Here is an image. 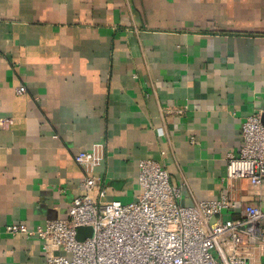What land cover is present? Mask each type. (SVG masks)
Listing matches in <instances>:
<instances>
[{"label":"crops","instance_id":"1","mask_svg":"<svg viewBox=\"0 0 264 264\" xmlns=\"http://www.w3.org/2000/svg\"><path fill=\"white\" fill-rule=\"evenodd\" d=\"M256 110L264 124V0H0V264H46L40 239L7 228L67 216L86 192L74 155L100 154L101 204L135 201L153 158L191 205L227 187ZM231 195L236 212L264 206V181Z\"/></svg>","mask_w":264,"mask_h":264},{"label":"built area","instance_id":"2","mask_svg":"<svg viewBox=\"0 0 264 264\" xmlns=\"http://www.w3.org/2000/svg\"><path fill=\"white\" fill-rule=\"evenodd\" d=\"M261 113L253 111L242 121V145L227 154V187L215 198L182 205L184 183H172L161 161L143 158L136 200L101 204L89 195L99 183L93 168L100 154L92 150L74 155L85 173L80 185L86 192L73 197L65 218L35 227L13 222L7 231L40 239L46 264H252L254 249L264 251V206L248 202L236 212L231 191L240 178L253 186L264 181ZM10 122L5 120L4 126ZM104 192L102 187L100 194Z\"/></svg>","mask_w":264,"mask_h":264}]
</instances>
